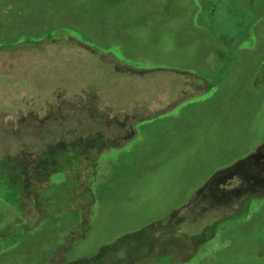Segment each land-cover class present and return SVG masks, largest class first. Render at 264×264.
I'll return each instance as SVG.
<instances>
[{
  "label": "rangeland",
  "instance_id": "1",
  "mask_svg": "<svg viewBox=\"0 0 264 264\" xmlns=\"http://www.w3.org/2000/svg\"><path fill=\"white\" fill-rule=\"evenodd\" d=\"M0 42V264H148L204 226L172 264H264V0H0Z\"/></svg>",
  "mask_w": 264,
  "mask_h": 264
},
{
  "label": "trees",
  "instance_id": "2",
  "mask_svg": "<svg viewBox=\"0 0 264 264\" xmlns=\"http://www.w3.org/2000/svg\"><path fill=\"white\" fill-rule=\"evenodd\" d=\"M131 72L133 74H136V75H138V74L139 75H143V74L146 73L145 70H143V71L131 70ZM166 112H168V111H166ZM166 112H164V113H166ZM164 113H162V114H164ZM156 116H158V115H155V116H152V117H149V118L138 119L136 121H144V120H147V119L156 117ZM125 128L127 130L125 129L124 132L125 133L126 132H129L128 128L127 127H125ZM90 143H91V141H88V144H90ZM103 143H105V142H103ZM115 148L117 149L119 147H115ZM16 156L18 157L19 160L21 159L20 155L16 154ZM16 156L14 155V159H12V160H10L9 158H6L7 159V162L1 164L0 166H2V169L1 170L10 169L14 173H16L17 176L15 177L16 178L15 181L18 182L19 179H20V174L18 172L17 166H10V165H12V161L13 160H15V164L18 165V163H17V157ZM136 158H137V155L136 154L135 155H130V160L129 161L121 160V161H119V163L121 165H123V167L127 168L128 166H133V164L135 163L134 161L136 160ZM55 159H56V157H52V162L53 163L55 162ZM19 164H20V162H19ZM96 164H97V161H94L92 158L91 159L88 158V164H87V166H85V168H87L86 170H88V174H89L88 175V178L86 180L87 182L89 181V179H93L94 176L97 175V173L99 171V169H98L99 166H97ZM61 168H62V166H61ZM0 172H2V171H0ZM9 176H12V173H10ZM205 183H206V180L203 182V184H201L199 186V188H198L199 192L200 191H203L202 190V187H203V185ZM102 184L107 185V183H105V182H103ZM197 193H198V191H196V192L194 191L193 194L191 195V197H193V196L195 197ZM190 203H186V205H183V206L184 207L190 206V207H193V208L194 207H196V208L198 207V203H196V202H192L191 204ZM38 206H40V205H38ZM183 206L179 210H176V211L172 212V214L170 215V217L168 216V219L170 221H168L166 227H164V230H166L168 232L169 231L172 232V230H174L177 226L180 225L181 220L187 219L186 214H184L182 218L180 217V214L183 212V211H181V209L183 208ZM190 210H191V208H190ZM44 213H52V211H51L50 208H48V210L45 211ZM234 213H236V212H234ZM55 219H56V221H59L60 220V217H56ZM193 219L196 220L195 218H190L188 220H193ZM205 232H206V229H205V226H204L200 231L198 230L197 233L187 234V235L186 234L185 235H182V234L181 235H174V237H173V235H171V237H169L168 240L166 241L167 242V245L169 244L171 246L164 247V248H160L164 254H161L160 253V257L157 256V258H154V260L155 259H158V261L160 262V264H170V263L172 264V262L177 261L178 258L181 257V256H184V259H186L187 252H189L188 249H190L191 246H192V249H193V248H196L197 246L203 247L206 244L205 241H207V238L206 239L205 238L204 239H201V238H203L205 236ZM189 245H191V246H189ZM3 249L0 248V252ZM100 257H101V254H98V255H96L94 257V259L95 260H98ZM121 258L122 257H120L119 259H121ZM154 260H149L146 263L153 264V261ZM114 262L113 263H109V264H114Z\"/></svg>",
  "mask_w": 264,
  "mask_h": 264
},
{
  "label": "flooded vegetation",
  "instance_id": "3",
  "mask_svg": "<svg viewBox=\"0 0 264 264\" xmlns=\"http://www.w3.org/2000/svg\"><path fill=\"white\" fill-rule=\"evenodd\" d=\"M263 142H262V144L260 145V146H262L263 144H264V138H263V140H262ZM264 148V147H263ZM262 148V149H263ZM254 156H264V154H262L261 153V151H259L258 153H257V155L256 154H254ZM36 163H38V162H36ZM239 171L244 175V168H243V166H244V163H242V164H239ZM20 166H17V168H19ZM21 170V172H22V174H25V172L23 171V168H21L20 169ZM20 174V173H19ZM264 175H262V176H258V178H257V176H255V181L252 179V181L253 182H257L258 180H259V182H261V181H264V177H263ZM253 178V177H252Z\"/></svg>",
  "mask_w": 264,
  "mask_h": 264
}]
</instances>
